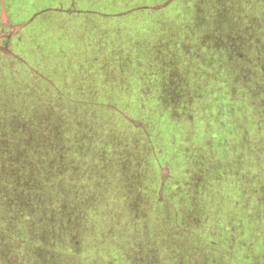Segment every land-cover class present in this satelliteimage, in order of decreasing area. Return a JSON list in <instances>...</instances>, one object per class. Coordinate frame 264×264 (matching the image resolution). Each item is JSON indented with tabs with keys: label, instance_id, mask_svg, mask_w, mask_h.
Returning a JSON list of instances; mask_svg holds the SVG:
<instances>
[{
	"label": "trees",
	"instance_id": "16d2710c",
	"mask_svg": "<svg viewBox=\"0 0 264 264\" xmlns=\"http://www.w3.org/2000/svg\"><path fill=\"white\" fill-rule=\"evenodd\" d=\"M44 1L0 49V264H264V0Z\"/></svg>",
	"mask_w": 264,
	"mask_h": 264
},
{
	"label": "rangeland",
	"instance_id": "374dc122",
	"mask_svg": "<svg viewBox=\"0 0 264 264\" xmlns=\"http://www.w3.org/2000/svg\"><path fill=\"white\" fill-rule=\"evenodd\" d=\"M31 1L35 2L34 6L31 5ZM61 3L64 4L65 0H61ZM17 4L18 3H16V0H6L4 3H0V30L5 28L4 30L0 31V49L1 50H5V51L10 50L11 39L14 38L13 35L15 34V32L20 27V25H13V24L10 23L11 19L8 18V16H7V10H9L10 14H11V11H12L13 18H15L18 21H19V19L22 21L23 19L26 18V15H28L29 13L31 14L32 12H34L35 6L47 5L48 1L46 2L44 0H24L23 3H22L21 10L17 9L18 8ZM87 4L91 5L92 3L90 4V2H88ZM97 4H98V2H97ZM160 14H162L161 11L155 12L154 20L155 19L159 20L162 17V16H160ZM200 14L203 15V13H200ZM163 16L167 17L166 15H163ZM182 17H184L183 18L184 20L181 19L179 21V19H176L175 20V24H176V22H180V24L186 23L187 22V16H182ZM196 19H199V18L196 17ZM206 20L207 19L205 18V22H207ZM13 23H15V22H13ZM170 25L171 26L174 25V22H170ZM122 33L123 32H120V34H122ZM200 39L204 40L203 38H200ZM124 43L122 42V45H121L122 48H123ZM47 46H48V44H47ZM199 50L202 53V49L200 48ZM187 52H188V50H187ZM106 55L109 56V54H106ZM96 58H98V57H94V60L91 61V62H93L92 65H98L99 63H102V61H98V60H96ZM63 63L65 64L67 62L63 61ZM181 75H183V72L181 73L179 71V69L176 68L175 70H173V72H172V76H173L172 77V82L177 83L176 79H181L182 80V76ZM192 76L193 75L190 74V73L187 75L188 82L192 78ZM97 85H98V82H95V86H97ZM189 85H192V84H189ZM170 88L171 87H169V89ZM181 89H182V87H181V84H180V85L177 86L176 89L171 90L172 91L171 92L172 93V97H179ZM106 92L108 93L109 91H106ZM165 92H167V90ZM190 92H191L190 97H193V90L192 91L191 90H183L184 96H187ZM127 97H129V94L126 95V99H127ZM99 100H100V98L98 97L95 100V102H91V103H96V101H99ZM193 107L194 106L192 104L191 109ZM125 114H126V116H128L127 112ZM197 115H198V117L201 116L199 112H197ZM222 115H223V113H222ZM228 115H230V113ZM226 117H224L225 118L224 121H226V119H227ZM203 118L205 119L204 115H203ZM201 122L202 123L200 125L197 124V122L186 123L184 125V127L186 128V130H185L186 132H185V135L181 138L182 142H181L180 146H181L182 149L185 150V152H186L185 156L189 157L190 153L192 154L196 150V149H193V146H192L193 145L192 144V136L195 135V139H194L195 143L196 142L200 143V141L202 140L201 143L199 144V146H203V145L207 144L204 147L202 155H200L199 152H198V155L200 157L201 164L203 163V164H205V166L209 167V170H212V176H214L215 172L217 174H219V171L217 169L223 167L224 165H228L227 164V156L225 155L226 147H225L224 143H225V140L232 133V131H229V130H234V127H236V125L231 124L230 125L231 128L229 127V130H228V128L224 125V123H220L221 130H219L218 132H219L220 135H222L224 137V138H222L223 139V144H221V140H222L221 139L220 142H219V147L221 148V150H219V152L217 154H213L214 157H211L210 155H212V151H218V145L214 144L213 147H212V145H210V143H212V142H207L208 137H209L207 135L208 129L205 127V121L201 119ZM125 126L128 127L126 124H125ZM107 127H108V125H107ZM157 129L159 130V128H157ZM226 130H228V131L226 132ZM212 139H213V141L215 143L214 137ZM190 148L193 149L192 152H190ZM210 148H211L212 151H210ZM158 154L160 155L159 152H157V155ZM205 156H206V158H205ZM176 170H177V168L174 169V170H170L171 174H174L176 172ZM192 171H193V168H192ZM166 173H167L166 168H163V170L161 172V176H165ZM213 173H214V175H213ZM186 178H188V180H189L188 187L187 188L184 187L186 189V194H185L186 198L184 199L185 202H186V209L190 208V206L193 207V208H197V207H200L201 205H204V208H206V206L208 204L207 202L209 200V195H210L209 187L211 185V182H209L208 179H207V172L205 171V181H204L203 178L200 179V176L198 178L196 174H190L189 176L187 175ZM181 183L182 182H176L175 184L177 186L174 188L173 191H175L176 188L179 189V191H181L182 187H179L181 185ZM201 189L203 190V193H201V192L199 193V191H201ZM196 197H200L202 203H197V202L194 203V199ZM190 198L193 200V203L192 204L190 203V205H189L188 201L190 200ZM171 201H172V199H171ZM179 203H180V200H179Z\"/></svg>",
	"mask_w": 264,
	"mask_h": 264
}]
</instances>
